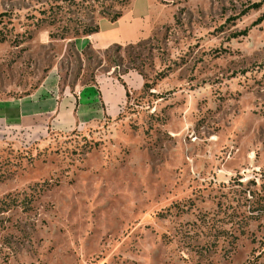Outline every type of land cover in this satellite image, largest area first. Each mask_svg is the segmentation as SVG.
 I'll return each mask as SVG.
<instances>
[{"label": "rangeland", "instance_id": "374dc122", "mask_svg": "<svg viewBox=\"0 0 264 264\" xmlns=\"http://www.w3.org/2000/svg\"><path fill=\"white\" fill-rule=\"evenodd\" d=\"M124 1L0 0V112L50 110L0 117V264H264V0H153L148 38L77 50Z\"/></svg>", "mask_w": 264, "mask_h": 264}, {"label": "crops", "instance_id": "0c3cea01", "mask_svg": "<svg viewBox=\"0 0 264 264\" xmlns=\"http://www.w3.org/2000/svg\"><path fill=\"white\" fill-rule=\"evenodd\" d=\"M156 6L153 0H133L129 9L118 20L111 21L105 17L100 18L98 21V32L81 36L74 40L77 50L82 51L88 45H91L96 50H106L115 45L132 44L148 38L152 32V22ZM116 80L115 78L113 79V76L107 78L100 77L93 84L87 86L85 94H88V96H85V99L93 103H95L96 99L100 101L103 105V115H114L117 108L127 97L125 85ZM127 84L129 85L128 82ZM34 95L35 93L28 100L20 99L11 107L13 113L5 112V114H2L0 112V117L3 115L6 118V116L10 117L12 114L16 116H14V119L18 122H24L28 118L32 119L34 116L50 111L47 108V103L43 105L39 104V97L33 98ZM49 103L50 105L52 104L51 102ZM63 103V100L57 102L56 111L59 110V114L64 111L63 109L69 112L70 105H64ZM77 103L71 108L75 123L79 121L78 115L83 109L80 96Z\"/></svg>", "mask_w": 264, "mask_h": 264}, {"label": "trees", "instance_id": "16d2710c", "mask_svg": "<svg viewBox=\"0 0 264 264\" xmlns=\"http://www.w3.org/2000/svg\"><path fill=\"white\" fill-rule=\"evenodd\" d=\"M123 1V0H122ZM129 1V2H128ZM125 0L124 2H125V4H124V6L125 7H123V9H121L119 12H116V13H114V14H110V13H108V12H103V14H102V17H105V18H108L109 20H111V21H116V20H118L122 15H123V13L127 10V9H129V7L131 6V4H132V2H133V0ZM123 2V3H124ZM127 2V3H126ZM84 28H83V30H82V32H79V30H76L75 32H74V36L75 37H80L81 36V34H82V36H87V35H91V34H94V33H96V32H98L99 31V24L97 23L94 27H87V26H83ZM68 33H70V30H65L63 33L61 32L60 34H58V38H60V39H64V38H66V35L68 34ZM243 34H247L248 33V30L246 29V30H244V32H242ZM87 50L88 49H93L92 47H91V45H88L87 46V48H86ZM109 49V48H108ZM125 85V84H124ZM127 95H129V91H127Z\"/></svg>", "mask_w": 264, "mask_h": 264}]
</instances>
